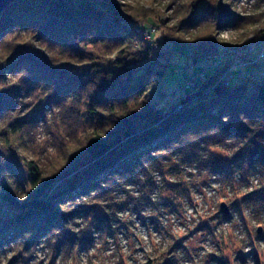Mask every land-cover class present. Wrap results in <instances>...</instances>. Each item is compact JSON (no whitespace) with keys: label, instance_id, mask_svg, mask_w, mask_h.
Returning <instances> with one entry per match:
<instances>
[{"label":"rangeland","instance_id":"rangeland-1","mask_svg":"<svg viewBox=\"0 0 264 264\" xmlns=\"http://www.w3.org/2000/svg\"><path fill=\"white\" fill-rule=\"evenodd\" d=\"M112 2L125 18L121 23L134 33V57L124 71L171 62L166 80L152 81L145 93L161 119L189 94V75L197 84L209 75L208 66L222 64L221 78L231 84L250 75L249 84L264 78L263 1ZM197 15L200 22L189 23ZM35 40L28 35L2 39L0 66L32 52L42 66L63 67L69 76L123 69L114 64L116 52L80 61L70 49L72 59L58 48L39 51L30 45ZM72 44V51L83 53L82 45ZM36 64H31L34 70L19 66L16 75L6 77V85L19 88L20 99L13 113L0 115V182L20 201L30 195L32 173H63L84 157L86 131L99 120L87 117L86 107L94 102L84 92L66 102L60 93L65 89L54 95L60 79L53 85L50 74ZM17 120L23 127L13 132L8 125ZM248 141L226 135L218 125L184 132L141 159L142 167L132 175L116 177L98 193L59 207L66 222L61 230L8 233L0 239V264H264V169L257 158L264 143L257 148ZM14 211L0 202V221Z\"/></svg>","mask_w":264,"mask_h":264},{"label":"trees","instance_id":"trees-1","mask_svg":"<svg viewBox=\"0 0 264 264\" xmlns=\"http://www.w3.org/2000/svg\"><path fill=\"white\" fill-rule=\"evenodd\" d=\"M122 19L125 20L112 0H16L0 13V42L5 37L28 35L36 39L30 45L38 46V50L45 48L54 52L58 48L62 56L71 50L80 61H94L116 52L114 64L123 68L119 71L93 69L69 76L63 67L42 66L32 52L21 56L15 64L0 66V86H3L7 76L13 77L19 72L17 67L30 66L28 69L34 70L31 64L37 62L36 68L49 73L53 85L56 78L60 79V85L53 86L54 95L65 89L60 93L66 102L82 98L84 92L83 96L94 102V107H86L87 117H99L84 136V157L63 173L54 172L47 177L38 171L32 173L27 200L20 201L6 182H0V202L15 210L0 221V239L25 229L61 230L66 222L59 207L98 193L116 177L132 175L133 169L142 167L141 159H149L158 147L184 132L206 131L209 126L218 125L226 135L248 139L257 148H260L258 143H264V78L249 84L253 79L250 75L249 80L231 84L221 78L222 64L208 66L209 75L199 78L197 84L189 75L185 84L189 94L181 98L177 109L161 119L145 93L152 81L166 80L171 62L161 67L149 63L139 72L126 73V61L134 57L131 52L134 33L121 23ZM192 20L189 23L195 25L201 16ZM74 41L82 45L83 53L72 51ZM88 45L92 47L90 50ZM53 61L57 59L54 57ZM93 65L98 67L96 63ZM6 86L0 90V115L13 113L20 99L19 88ZM8 126L13 132L23 127L19 120ZM259 152L263 153L257 157L258 165L264 169V151ZM57 183L61 185L56 186Z\"/></svg>","mask_w":264,"mask_h":264},{"label":"water","instance_id":"water-1","mask_svg":"<svg viewBox=\"0 0 264 264\" xmlns=\"http://www.w3.org/2000/svg\"><path fill=\"white\" fill-rule=\"evenodd\" d=\"M13 1H16V0H0V13L2 12V10H4L8 5H10ZM41 1H50V0H41ZM220 208L221 210L223 211L224 214H227L228 213V207L224 204V203H221L220 205ZM261 233V227H258L257 228V234H260Z\"/></svg>","mask_w":264,"mask_h":264}]
</instances>
